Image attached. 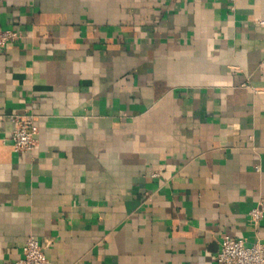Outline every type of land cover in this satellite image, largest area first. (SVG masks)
Wrapping results in <instances>:
<instances>
[{
	"label": "crops",
	"instance_id": "crops-1",
	"mask_svg": "<svg viewBox=\"0 0 264 264\" xmlns=\"http://www.w3.org/2000/svg\"><path fill=\"white\" fill-rule=\"evenodd\" d=\"M260 20L264 0H0L22 35L0 49V264L30 235L49 264H218L225 234L264 242Z\"/></svg>",
	"mask_w": 264,
	"mask_h": 264
},
{
	"label": "built area",
	"instance_id": "built-area-1",
	"mask_svg": "<svg viewBox=\"0 0 264 264\" xmlns=\"http://www.w3.org/2000/svg\"><path fill=\"white\" fill-rule=\"evenodd\" d=\"M236 2L237 0H230ZM264 24V21H259ZM22 37L19 31L3 28L0 25V49L5 48L9 43L15 42ZM13 129L10 140L17 152L25 153L33 151L38 145V126L35 123V116L31 112L15 113L10 116ZM259 167H257L258 169ZM153 176H159L154 173ZM253 227L257 228L264 219V195H262L256 206L248 212ZM218 264H264V242L257 239L248 243L246 239L223 235L221 249L216 256ZM6 264H49L43 245L35 236L27 237L23 248L22 256Z\"/></svg>",
	"mask_w": 264,
	"mask_h": 264
}]
</instances>
